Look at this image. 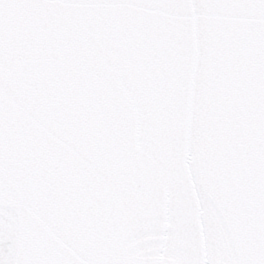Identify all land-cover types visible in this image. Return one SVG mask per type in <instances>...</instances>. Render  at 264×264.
<instances>
[{
    "label": "snow or ice",
    "instance_id": "snow-or-ice-1",
    "mask_svg": "<svg viewBox=\"0 0 264 264\" xmlns=\"http://www.w3.org/2000/svg\"><path fill=\"white\" fill-rule=\"evenodd\" d=\"M0 264H264V0H0Z\"/></svg>",
    "mask_w": 264,
    "mask_h": 264
}]
</instances>
